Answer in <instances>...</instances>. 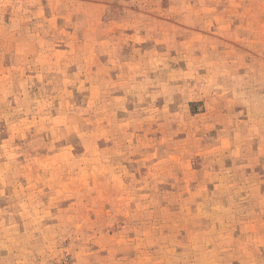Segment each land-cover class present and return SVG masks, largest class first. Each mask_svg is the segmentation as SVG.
<instances>
[{
    "label": "rangeland",
    "instance_id": "1",
    "mask_svg": "<svg viewBox=\"0 0 264 264\" xmlns=\"http://www.w3.org/2000/svg\"><path fill=\"white\" fill-rule=\"evenodd\" d=\"M263 14L0 0V264H264Z\"/></svg>",
    "mask_w": 264,
    "mask_h": 264
},
{
    "label": "crops",
    "instance_id": "2",
    "mask_svg": "<svg viewBox=\"0 0 264 264\" xmlns=\"http://www.w3.org/2000/svg\"><path fill=\"white\" fill-rule=\"evenodd\" d=\"M264 15V14H263ZM256 30L259 29L261 31V28L264 29V24L255 27ZM259 43V42H258ZM262 45H257L255 48L242 50L244 53V56L246 58L245 64L243 66V76L244 77H250L251 78V84L252 86H255L257 88L258 85L261 86V83H264V77H262V74L257 71L258 69L264 68V41L260 42ZM250 73V74H248ZM263 78V79H262Z\"/></svg>",
    "mask_w": 264,
    "mask_h": 264
}]
</instances>
